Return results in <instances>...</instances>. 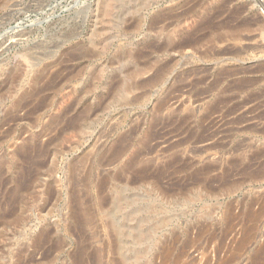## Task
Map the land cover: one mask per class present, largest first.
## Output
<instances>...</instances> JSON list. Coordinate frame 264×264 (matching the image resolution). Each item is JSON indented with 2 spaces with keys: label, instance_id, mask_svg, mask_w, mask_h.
<instances>
[{
  "label": "rangeland",
  "instance_id": "374dc122",
  "mask_svg": "<svg viewBox=\"0 0 264 264\" xmlns=\"http://www.w3.org/2000/svg\"><path fill=\"white\" fill-rule=\"evenodd\" d=\"M263 163L264 0H0V264H264Z\"/></svg>",
  "mask_w": 264,
  "mask_h": 264
},
{
  "label": "bare ground",
  "instance_id": "6f19581e",
  "mask_svg": "<svg viewBox=\"0 0 264 264\" xmlns=\"http://www.w3.org/2000/svg\"><path fill=\"white\" fill-rule=\"evenodd\" d=\"M241 7V6H240ZM246 7V6H245ZM244 7V8H245ZM243 10V9H242ZM171 14V13H170ZM232 14V13H231ZM165 15H167V14H165ZM178 16V15H177ZM167 17V16H166ZM166 17H163V18H166ZM175 17V16H174ZM160 19H162V16H160ZM167 19V18H166ZM157 20V19H156ZM158 20H159V17H158ZM164 20V19H163ZM160 21H162V20H160ZM210 21V20H209ZM157 22V21H156ZM155 21H154V23H156ZM159 23V22H158ZM153 23H151V25H152ZM174 24V23H173ZM158 25V24H157ZM224 25V24H223ZM165 26V25H164ZM210 26V25H209ZM159 27H161V26H159ZM164 28V27H163ZM166 28V27H165ZM217 28V27H216ZM153 31V30H152ZM156 32V31H155ZM160 32V31H159ZM164 34V33H163ZM166 36L164 37V40H166V41H169V42H164L165 44H164V47H163V49H162V47L160 46V50H157V51H161V53L163 52V53H165V55L166 54H169V52L170 51H175V50H179V49H181V48H183V46H185V45H189V43L187 44L186 43V39H184L183 41L184 42H180L179 40H177V39H173L172 38V36L169 34V33H166L165 34ZM204 36V35H203ZM162 36H159L158 38H161ZM177 37H178V35H177ZM163 38V37H162ZM189 39V38H188ZM209 39V38H208ZM188 41V40H187ZM190 41V40H189ZM192 42V41H191ZM190 42V43H191ZM153 43V42H152ZM154 45H156V44H154ZM150 47H151V45H150ZM156 47V46H155ZM145 48V47H144ZM149 48V47H148ZM246 48V47H245ZM157 49V48H156ZM155 49V50H156ZM142 50V49H141ZM230 51V50H229ZM160 53V52H159ZM158 53V54H159ZM223 53H224V51H223ZM233 53V52H232ZM239 53V52H238ZM139 54V53H138ZM222 55V54H221ZM138 56V55H137ZM141 73V71L140 70H135L134 71V75H139ZM158 75V74H157ZM150 78V77H149ZM156 78V77H155ZM150 80V79H149ZM152 80V79H151ZM146 81V80H145ZM143 82V81H142ZM141 83V82H140ZM244 84V83H243ZM130 86H127L125 89H128ZM202 92V91H201ZM176 99V98H175ZM229 99V98H228ZM262 114V113H261ZM258 132V131H257ZM32 147V146H31ZM38 147V146H37ZM118 147H120V146H118ZM213 147V146H212ZM217 147V146H216ZM254 147V146H253ZM40 149V148H39ZM207 149V148H206ZM118 150V149H117ZM116 150V151H117ZM41 151V150H40ZM118 153H119V150H118ZM117 154V153H116ZM242 154V153H241ZM113 156H114V154H113ZM112 156V157H113ZM111 157V158H112ZM256 158V157H255ZM250 162V161H249ZM150 164V163H149ZM264 164V163H263ZM168 165V164H167ZM183 166V165H182ZM145 168V167H144ZM186 168V167H185ZM258 168V167H257ZM247 170V169H246ZM163 174V173H162ZM257 174V173H256ZM142 176H143V174H141ZM258 175V174H257ZM259 175H260V172H259ZM145 176V175H144ZM85 178V177H84ZM139 180H140V178H139ZM214 182V181H213ZM187 186V185H186ZM182 188V187H181ZM172 191V190H171ZM256 201V200H255ZM254 201V202H255ZM234 207V206H233ZM263 209V208H262ZM259 210H260V208H259ZM249 211H250V208H249ZM254 212V211H253ZM249 213V212H248ZM252 214V213H251ZM257 214V213H256ZM248 215V214H247ZM255 215V214H254ZM253 215V216H254ZM229 216V215H228ZM250 217V216H249ZM246 218H248V217H246ZM251 218V217H250ZM232 219V218H231ZM253 219H255V218H253ZM253 219H251V220H253ZM261 220V219H260ZM232 222V221H231ZM230 224V223H229ZM230 228V227H229ZM245 228V227H244ZM239 231V230H238ZM243 231H244V229H243ZM245 231H248V230H245ZM246 233V232H245ZM254 229L253 228H251L248 232H247V234H244V236L246 235V237L243 239V241H242V243L244 242V243H246V242H248V241H250L252 238H254ZM214 238V237H213ZM236 238V237H235ZM243 238V237H242ZM222 239V238H221ZM220 239V240H221ZM239 243V242H238ZM175 246V245H174ZM166 248V247H165ZM164 248V249H165ZM261 248V247H260ZM172 249H173V247H172ZM171 249V250H172ZM230 249V248H229ZM244 249V248H243ZM256 249H257V247H256ZM181 250V249H180ZM166 251V250H165ZM182 251V250H181ZM218 251V250H217ZM261 251V250H260ZM263 251H264V249H263ZM256 252V251H255ZM255 252H253L254 254H255ZM259 252V249H258V251H257V253ZM182 253H184L185 254V252H182ZM256 253V254H257ZM253 254V255H254ZM261 254H263L264 255V252L262 253V251H261ZM261 254H259V255H261ZM167 255V254H166ZM182 255V254H181ZM181 255L179 256V258L181 257ZM217 256V255H216ZM262 256V255H261ZM261 256H259V257H261ZM210 257V256H209ZM231 257H233V256H231ZM258 257V258H259ZM179 258L176 260V262H174L173 264H177L178 263V260H179ZM218 258H219V256H218ZM159 259V258H158ZM262 259V258H261ZM264 259V258H263ZM263 259H262V261H263ZM256 260H257V258H256ZM259 261H260V258L258 259ZM257 260V261H258ZM194 261V260H193ZM190 262H192V260L190 261ZM221 262V261H220ZM253 262H255V260L253 261ZM225 263V262H224ZM228 263V262H227ZM259 262H255L254 264H258ZM157 264V263H156ZM191 264V263H190ZM215 264V263H214Z\"/></svg>",
  "mask_w": 264,
  "mask_h": 264
}]
</instances>
